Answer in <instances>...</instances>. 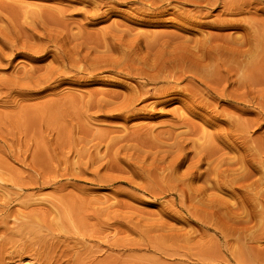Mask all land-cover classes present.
I'll use <instances>...</instances> for the list:
<instances>
[{
  "label": "rangeland",
  "instance_id": "1",
  "mask_svg": "<svg viewBox=\"0 0 264 264\" xmlns=\"http://www.w3.org/2000/svg\"><path fill=\"white\" fill-rule=\"evenodd\" d=\"M153 1L157 0H0L13 6H46L39 7L42 11H55L48 6L64 8L59 25L50 26V31L28 20L11 19V42L15 40L11 60L0 65V85L11 83L9 98L0 90V264H248L245 253L264 252V237H257L251 225L243 229V234L251 229L244 238L239 231L240 211L247 204L243 190L225 187L224 193L206 183L207 202L202 195L191 197L193 188L215 180L214 169H229L243 156L251 161L254 151L243 137H264V120L250 130L231 125L237 110L210 97L201 99L216 105L215 111L196 107V114L187 113L181 120L175 114L180 102L189 106L191 100L183 95L159 96L157 90L166 89V83L149 84L148 97L135 102L132 111L116 110L124 97L146 83L137 72L153 73L167 58L183 51L199 56L197 40L219 39L239 51L246 43L259 42L253 29L257 26L258 32H264L258 27V22L264 23V13L252 4L248 13L247 8L240 16H226L219 5L201 11L205 16L201 21L211 26L198 27L185 24L197 10L193 4L172 1L167 12L157 14ZM220 19L239 20V24L221 28ZM55 32L64 37L61 49L49 45L39 58L33 57L29 49L46 47L44 36ZM166 37L170 43H165ZM3 45L0 38V53L10 54ZM63 55H71L78 70H67V75L57 72L55 79L68 78L74 84L16 91L51 70H62ZM239 60L221 56L217 71L222 75ZM246 60L248 67L232 75L229 91L258 76L259 61ZM98 64L105 66L95 72L94 83L81 71ZM187 67L177 66L173 80L180 79L181 89L205 93L204 83L214 77V70L192 76ZM248 71L253 76H246ZM257 114L264 118V113L250 111L240 120L257 119ZM182 122L195 130L187 132ZM212 133L221 138L205 137ZM177 144L183 160L173 170L167 164ZM211 151L218 157L200 181L180 180L199 152ZM257 163L252 169L254 179L264 175V155ZM201 165L204 171L206 161ZM238 167L229 169L221 181L251 170L247 165V171ZM209 197L216 205L210 206ZM250 249L254 250L250 253ZM259 258V264H264V254Z\"/></svg>",
  "mask_w": 264,
  "mask_h": 264
},
{
  "label": "bare ground",
  "instance_id": "2",
  "mask_svg": "<svg viewBox=\"0 0 264 264\" xmlns=\"http://www.w3.org/2000/svg\"><path fill=\"white\" fill-rule=\"evenodd\" d=\"M172 1L186 2V3L189 2V3L193 4L197 8V10H195V12L193 11L194 14L192 12L190 13L191 16H189L187 19H185V24L187 23L189 25L198 26V27H203L205 25L211 26V25L201 21L202 20L201 18L203 17L201 11L204 10L203 12H205L208 9H212L216 6L218 8L219 5H221V7H222L221 13L225 14L226 16H236V15L240 16V15L244 14V12L247 8L248 9L246 10V12L248 13L249 8H251L249 6H251L252 4H255V7H253V9L255 11H261L262 13H264V9H262V7H259V6L264 5V0H251V1L250 0H157L156 2L153 1L154 3L152 4V6L155 10H158L157 14H164L165 12H167L166 9H168V7L172 4ZM40 6L32 5V4H26L25 6L19 4L18 6L17 5L13 6L11 3L10 4H4V2L0 3V22L1 23H3V22L7 23V26H5V27L0 25L1 28L3 27V29L0 28L1 29L0 33H2L1 34L2 37H0V38L2 41V45L6 44L7 47L9 48L8 50H10V54L2 53V52L0 53V65L3 62L9 63L11 60V48L14 47V43H15V40H13L11 42V21L12 20H14V19H22L24 21L28 20L30 25H31V23L33 24V26H36L39 24V26L43 30L49 29V31L51 29H53V28H50V26H52V25L58 26L59 25L58 18L60 17L59 15H62L64 13V8L62 9V8L56 7V9L55 8L50 9L48 6V10H55L56 12L55 11H42V9L39 8ZM41 7L43 8V5ZM52 7L53 6H51V8ZM45 8H46V6L43 9H45ZM206 8H207V10H205ZM96 11H97V9L94 10V13ZM207 13H210V12H207ZM223 14H221V15H223ZM250 19L253 20V21H251L252 23L254 21L256 23V19L255 20H254V18H250ZM37 21H40V22H37ZM238 21L239 20L230 21V20L220 19L218 22L220 24L219 26L221 28H224V27H230V26L235 27L236 25L239 24ZM214 23H216V22H214ZM258 24L260 25L258 27L264 28V23L258 22ZM253 27H254V25L252 24V26H250V29ZM255 28H257V26L254 27L253 31L256 35L259 36L260 41L259 42L255 41L252 44H250V43L244 44L243 47H245V48L243 50L239 51V50L235 49L231 44L220 41L219 39H215V41H211L210 40L211 38L205 37L206 36L205 35L202 37L203 38L205 37L206 40L201 39V40H197L195 42L196 47L199 48V51H200L199 56L197 54L188 53L187 51H183L180 55L175 56L172 59L167 58L168 60L164 61L161 65H159L156 70H153V73H147V72L142 73V72H137V70L134 71V72H137L136 74H138L141 78H143L146 83H144L142 86H139V88L137 90L131 92L129 97H124L122 103L118 105L116 110L120 111L121 113L122 112L128 113L130 110L132 111V109L134 108L135 102L140 101V99L144 100L148 97L146 95L148 94L149 84L166 83L168 85L166 89L157 90V94L159 96H170V95L173 96L175 94V95H183L185 98H188L191 100V104L189 106H187L183 102H180V110L177 112L175 111L176 112L175 114L177 115V117L179 116V119H181V120H183V116H185V114H187V113L193 115L195 113L194 110L196 109V107H200L198 109H209L211 112L215 111L216 105L210 106V104H208L206 102L203 103L204 100L201 99L203 97H210V98L214 99L215 101H221L222 100V101L226 102V104L228 106L233 107L237 110V116L235 117V119L233 118V120H232L233 123H231V125H234V123H236L237 126H241L243 128L245 127L246 130H250L251 128H253L256 125V122H257V125H259L262 122V120H264V118H262V114L259 115V117L257 114V117H258L257 119L255 117L254 119H251V120H247L244 118H241L242 120H240V117H244V115L250 114V111H256L257 113H264V82H261L262 80H264V53L259 52V51H264V32H258ZM104 31H105L104 34L108 33L107 29H104ZM3 33H5V34H3ZM44 39L46 42V47L35 45L29 49L30 51H32L31 52L32 55H36L33 57L39 58L40 55H38V54H40V53L43 54L45 52V50H47L49 45H53L56 49L60 50L62 45H63L62 42L64 41V37L61 35L60 32H55V33L49 34L47 36H44ZM165 41H166L165 42L166 44L170 43V38L166 37ZM221 43H223L224 45L220 46ZM207 45H208L209 50L205 49V47ZM28 47H29L28 45L23 46V48H27V49H28ZM201 49H203L204 52H202ZM217 54H220V55L218 56ZM221 56L232 57V58L240 59V60L236 61L232 68L227 67V69L225 71H223V74L221 75V72L217 71L218 64H219L218 62H220ZM246 58H253L254 61H259L260 65H258L257 68L255 66L258 76L251 77V76H253L254 73L252 71H248L246 76L251 77V78L246 79L245 82L241 81V83H237V86L235 87V89L229 91L227 89L228 85L230 83H234L231 80L232 75L233 74L237 75L238 72L242 71V69H244L245 67H248L249 61H247ZM72 61H73V58L71 55H66V56L63 55L61 57V63L63 64L62 70H57V71L51 70L46 77H43L41 79L37 78L32 83H30L31 84L30 87L18 86V87H16V89H17L16 91L19 93H24L25 91L28 92L31 89H36V88L37 89L38 88L43 89V90L50 89V88L54 87L53 86L54 83H57V85L60 83H64V82H67V84L68 83L74 84L75 81L74 82L68 81L69 80L68 78H67V80L64 79V81H63V79L60 81H56V79H55V76L57 74L59 75V73H57V72H62V73L65 72L64 74L67 75V72H66L67 70H71V71H73V73L75 72L74 70H78V69L74 68L76 66V64H72ZM106 64L108 65V63H106ZM180 64L187 65L188 66L187 69L189 70V71H187V73H190L192 76H195L197 73H200V72H208L211 69L214 70V72H215L214 77L209 78L207 80V83H204L205 93H196L195 91H193L189 87H187L185 89L184 88L181 89L178 87V83H179L180 79L177 78L176 80H173V78L175 75L174 71H175L176 67L179 66ZM103 66H105V65L104 64L93 65V66H91V68L90 67L86 68L81 72H86L88 75H90V77H89V79H91L90 81L95 83V80H93L95 72ZM114 67H115V65H114ZM71 71H68L69 75L72 74ZM69 72H71V74ZM60 75H62V74H60ZM77 77H80V76L77 75ZM73 79H71V80H73ZM8 83H4V84L0 85L1 86L0 90L1 89L5 90L4 91L5 97H8L9 94L11 93V83H9V84ZM89 94L91 96L92 93L90 92ZM98 94L103 95L105 97L106 96H108V97L116 96L114 94L105 95V93H103V92H100ZM97 107H98V105H97ZM197 116H199V115L197 114ZM203 122L210 126V124H209L210 122H208L206 120H203ZM182 124L187 128L186 129L187 132L188 131L191 132V129L195 130V127L193 125H190L189 123L182 122ZM208 135L209 134H205V137L209 140L212 138L214 140L215 139L218 140L221 138L220 134L212 133L209 135L210 137ZM243 138L244 139L248 138L247 142H249V145H250L249 149H251V151H254V153L252 155L253 158L251 159V161L245 160L246 156L235 159V162L233 164L229 163L230 164L229 169H230V171H233L234 165L238 164L239 165L238 169L242 166H244V168H245V165H247L248 167L249 166L251 167V170L249 172L241 173L237 179H234V177H233V179L230 178L232 180L221 181L222 178L226 177L225 173H227L229 171V169H225L224 171H220V172H216L217 169H214V173L217 175L215 180H210V182H209L205 179L206 180V181L204 180L205 182H202L201 185L192 189L191 197H192V195H194L195 196L194 198H196V196H197L196 199H198V196L202 195L201 197L205 196V200L207 202L206 183L211 184L210 185L211 188L213 187V188L217 189L219 192L223 191L224 193L228 192V190H227L228 188H225V187H230L229 188L230 191L233 190L234 188L243 190L244 196H245L244 199L247 202V204H245L243 206V204L240 202L241 205L243 206V209L240 211V214L243 216L239 218L240 219L239 224L243 225V227L240 226L242 229H240L239 231L242 230V235L244 238V235L250 233L251 229H249V233L243 234V231H244L243 229H245V231H246L247 224H249V225H251V227H253L252 232L254 233L255 231H258L257 237L262 238V237H264V175H262V177H260L259 179H254L253 178L254 174L252 172V169L256 164L258 165L257 162H258L260 156L264 155V137H262V135H261V136H259V138L255 137L252 140L250 139L251 136H250V138H249V136H246V137L244 136ZM240 144L245 146L246 142L242 141ZM175 148H176V153L171 156L170 161L167 164L168 168L173 169V170H175L177 167H179L181 164V160H183L182 154L180 153L179 144H177L175 146ZM212 151H213V149H212ZM212 151L209 154L205 153V152H199L198 156H197L198 158L194 161H193V159L191 160V162L188 164V166L186 168V171L184 172V174H182V177L180 178V180L184 181V183H186L188 181H192V180L200 181L203 178V176L208 172V170L210 168V167H208L209 164L211 162H213L218 157L217 152H216L217 150L215 152H212ZM205 154H206V156L199 157V156L205 155ZM205 161H206L207 167L204 168L205 169L204 171H202L201 170V166H202L201 164L204 165ZM240 169H242V168H240ZM236 170L237 169H235V171ZM243 170L247 171L246 168ZM219 177H220V179H218ZM176 187H178V185H175V188ZM240 193L242 194V192H240ZM248 193H250L251 195H249ZM210 198L211 197H209V199ZM205 200H203V201L205 202ZM212 201L213 200L210 201L211 202L210 206L212 203L215 204V202L214 201L212 202ZM204 202H203V204H204ZM206 205L208 207V204H206ZM212 213H213V211H212ZM233 219L231 220V223H233ZM237 220L238 219H236L234 221H237ZM217 221H219V220H217ZM221 225H222V223H221ZM229 225H230V223L227 224L228 227H229ZM231 225L233 226V224H231ZM235 226H236V224H235ZM236 227L238 228L239 225ZM232 228H233L232 230H234V227H232ZM248 228H250V226ZM221 232H224V231L222 230ZM252 232H251V234H252ZM251 234H250V236H251ZM250 239H251V241H255V242L259 241V240H257L256 237H251ZM252 250H254V249H250V253ZM261 253L264 254V252H262V251H260V253H258V254H260L262 256ZM258 254L255 255V254L245 253V255H244V257L246 256L245 261L248 262V264H257V263L259 264L260 263L259 261L261 260L260 258H262V257L259 258L260 255H258ZM240 264H241V262H240Z\"/></svg>",
  "mask_w": 264,
  "mask_h": 264
}]
</instances>
